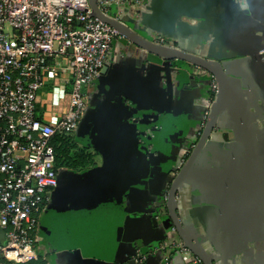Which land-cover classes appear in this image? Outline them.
<instances>
[{
    "label": "crops",
    "instance_id": "0c3cea01",
    "mask_svg": "<svg viewBox=\"0 0 264 264\" xmlns=\"http://www.w3.org/2000/svg\"><path fill=\"white\" fill-rule=\"evenodd\" d=\"M250 2L252 4L248 1L247 6H252L255 14H258L257 19L264 24V0ZM195 25L197 24H191ZM251 33L259 37L261 43L264 42L261 30ZM200 36L199 33L189 31L185 35H178V39L180 44L194 47ZM229 40L228 45H222L219 41L215 47L216 51L222 54L223 59H220V62L229 68L231 81L235 85L232 101L227 109L232 113L256 101L257 110L262 112L264 51L260 53V58L254 65L249 61V57L244 55L247 53L244 50L255 47L254 40L250 36H244L242 40L230 37ZM151 58H148L147 52L142 48L124 40L123 37L118 38L110 50V57L103 69L98 88L88 90V119L82 120L80 125L85 121L84 125L73 133L78 148L93 154L94 166L103 163L100 152L102 148L114 158L118 154L126 155L127 159L137 158L138 169L133 184L123 189L120 203L113 197L99 203L97 199L82 195L76 186L69 183L63 184L60 190L48 191L36 234L39 258L47 260L48 264H131V251L136 245L147 249L152 261H158L163 257L158 248L160 243L172 240L183 243L169 217L158 223L152 219L147 220V207L156 196L155 193L160 194L170 181L173 165L178 156L183 155L184 141L196 139L198 136L207 108L208 93L206 94L205 88L209 85L204 83L203 77L192 74V64L185 68V72L176 75L177 84L169 123L165 122L162 114H157V123L147 127L153 132L148 142L152 153L148 156L147 147L142 144L140 136H134V143L133 130L137 121L140 127H146L150 121L146 120V116L139 115V118L138 113L132 114L128 106L132 101L125 97L140 95L146 103L164 108L163 91L166 79L164 74L147 60ZM65 78L66 75L59 79L50 76L47 87L39 96L38 114L47 123L61 118L69 108L71 85ZM117 92L121 93V102L116 101ZM142 106L146 107V104ZM222 121L233 123L237 122V119L230 116ZM218 132L224 133L221 130ZM228 133L230 138L234 137L232 131ZM85 135L91 142L88 146L83 142ZM216 169H219L220 173L216 178L210 179L209 184L205 183V180L194 179L193 176L190 178L189 185L178 192L176 211L184 226L189 228L185 224L189 222L195 228L191 233L195 231L199 236L193 234L194 240L206 239L208 252L224 258L230 254L225 249L223 231L227 217L221 216L222 210L225 205H235L239 209L243 204L247 209L249 202L243 194L247 195L254 186L250 184L244 188L236 185H241L245 180L253 183L254 180L236 179L238 175L230 174V167L228 170L221 167ZM70 171L61 170V173L65 177L66 172ZM251 199L255 200L256 195ZM2 240L0 228V241ZM195 256L190 250L186 253L179 250L169 253L171 264H196ZM229 261H233L232 257H229ZM236 261L239 264L241 259ZM144 264L152 263L147 261Z\"/></svg>",
    "mask_w": 264,
    "mask_h": 264
},
{
    "label": "water",
    "instance_id": "95a60500",
    "mask_svg": "<svg viewBox=\"0 0 264 264\" xmlns=\"http://www.w3.org/2000/svg\"><path fill=\"white\" fill-rule=\"evenodd\" d=\"M248 1L252 4L250 0H150L140 18L127 16L122 23L105 15L98 6V0H90L94 15L116 28L124 40L145 50L148 58L152 57L147 60L165 76L164 108L146 103L140 95H126L125 98L132 101L128 105L132 114L138 113V117L139 115L143 117L146 116L143 115L144 112L149 111L152 115L162 114L163 118L167 119L171 114L175 95L177 84L175 77L181 74L179 66L184 68L183 64L203 68L218 84L215 100L210 108L202 135L173 180L168 200L170 217L176 230L184 245L202 261V264H216V262L217 264H238L236 261L238 258L241 259L239 264L255 262L263 264L264 262V111L257 110L256 101L232 113L227 109L232 101L235 85L231 81L229 68L220 62V59H223L222 54L215 48L219 41L222 45H228L230 37L234 40H242L244 36H250L255 42V47L244 50L247 51L244 55L248 56L249 61H252L254 65L260 58V53L264 51V42L261 43L259 37L251 32L261 30L264 38V24L257 19L258 14H255L252 6H247ZM191 24L197 25L191 26ZM189 31L201 35L194 47L180 44L178 39V35H185ZM159 35L172 40L175 45L167 46L156 42L154 37ZM261 93L264 98V83ZM116 97V101L121 102L120 92H117ZM144 104L146 107L142 106ZM230 116L237 119V122L222 121L223 118L227 119ZM84 119H88V112ZM84 123L85 121L79 125L78 129ZM135 124L134 143H136L134 136H138L140 129L139 122ZM219 130L224 133L218 132ZM230 131L234 134L232 138L228 133ZM86 135L83 142L88 146L91 142ZM100 152L103 157L101 165L80 173L66 172L65 177L63 173H60L56 189L60 190L63 184L69 183L76 186L77 191L82 195L86 194L87 198L97 199L99 203L112 197L120 203L123 189L134 182L138 159L135 157L127 159L124 154L117 156L115 154L114 158L102 148ZM219 167L226 170L230 167L228 171L230 174H237L236 179L254 180L253 183L245 180L241 185H236L244 188L250 184L254 186L253 192L243 194L245 200L249 202L247 209L244 207L245 204L239 209L235 205L222 207L221 216L227 217L223 231L225 249L230 254L224 258L208 252L206 239L194 240L193 234L197 237L199 235L195 231L191 233L195 228L189 222H185L189 227L187 228L180 221L176 211L178 204L175 197L184 186L189 185L192 176L200 181L205 180V183L209 184L210 179L216 178L220 173L219 169H216ZM255 195L256 199L252 201L251 197ZM128 220L132 221L131 218ZM229 257L233 259L231 263Z\"/></svg>",
    "mask_w": 264,
    "mask_h": 264
},
{
    "label": "built area",
    "instance_id": "2783aa9c",
    "mask_svg": "<svg viewBox=\"0 0 264 264\" xmlns=\"http://www.w3.org/2000/svg\"><path fill=\"white\" fill-rule=\"evenodd\" d=\"M149 2L98 0V6L124 23L127 16L140 18ZM120 37L94 15L90 0H0V264L38 260L40 214L48 191L59 184L53 140L78 129L90 108L88 90ZM154 40L175 45L160 35ZM199 69L212 79V106L218 84ZM63 75L71 85L69 108L47 123L38 114V99L50 76ZM173 247L189 252L181 242ZM195 263L202 261L196 257ZM160 264H171L169 254Z\"/></svg>",
    "mask_w": 264,
    "mask_h": 264
},
{
    "label": "flooded vegetation",
    "instance_id": "af4514ba",
    "mask_svg": "<svg viewBox=\"0 0 264 264\" xmlns=\"http://www.w3.org/2000/svg\"><path fill=\"white\" fill-rule=\"evenodd\" d=\"M183 67L184 68H181L179 66V68H180L179 70H181V73L185 72V70H186L185 68H188V66H186L184 64H183ZM199 68L193 67V69H191L190 71L192 72V74H194L196 76L203 77L204 83L209 85V86L207 85L208 88L207 87L205 88L206 94L208 93L206 95V96H208L207 108H206V111H205L203 118H202V123H201V127H200V131L198 133V136L196 137V139H190L188 141H184V145L182 147L183 148V155L178 156L177 161L174 163L173 169L170 172V177H169L170 181H168L166 187L161 191L160 194H158L159 192L155 193L156 196L152 199V201L150 202V204L147 207L149 209L147 211V213H149V217H147V220L152 219L153 221H156V223H158L159 221H162V220H166V218H168V217L171 219L170 210H169V206H168V200H169V195H170L173 180L176 178V176L178 175V173L182 169V166L184 165L185 161L189 157L191 151L194 149L198 140L200 139L202 132H203L205 125H206V120H207L208 115L210 113V108H211L210 106H211V103L213 101V94H214L212 92V89H211L212 79L207 74H203ZM175 70H177V69H175ZM145 113H146V116H148L146 120H148V122L150 121V124H148L146 127H142V125H141V127L138 131V133H139L138 136H140L141 141L143 142L142 144L146 145V147H147L146 150H147L148 156H150L152 151L149 148L150 145H148V142L150 141V138L153 136V132H152V130H150V128L147 129V127L154 126L155 123H157V121H158V117L155 114H153V115L150 114L149 111L144 112V114ZM169 117L167 119L166 118L164 119L166 123H169ZM177 195H178V193H176L175 197H177ZM171 221L173 223L172 219H171ZM174 229H176V228H174ZM175 244H178V241H174V240L165 241L163 243H160V246L158 248H159V250H161V254L163 256H165L166 254H169L173 250H178L177 248L173 247V246H175ZM166 246H167V248H166ZM162 258L163 257H160V259L158 261H152L151 254L147 252V249H144L140 245H136L131 251V259H132L131 264H144L147 261H149V263L151 262L152 264H160V261ZM195 258H196V256H195Z\"/></svg>",
    "mask_w": 264,
    "mask_h": 264
},
{
    "label": "trees",
    "instance_id": "16d2710c",
    "mask_svg": "<svg viewBox=\"0 0 264 264\" xmlns=\"http://www.w3.org/2000/svg\"><path fill=\"white\" fill-rule=\"evenodd\" d=\"M53 144L56 149V167L58 174L61 170L84 171L95 165L94 156L86 149L78 148L77 142L72 135H58ZM29 264H48V261L39 258Z\"/></svg>",
    "mask_w": 264,
    "mask_h": 264
},
{
    "label": "rangeland",
    "instance_id": "374dc122",
    "mask_svg": "<svg viewBox=\"0 0 264 264\" xmlns=\"http://www.w3.org/2000/svg\"><path fill=\"white\" fill-rule=\"evenodd\" d=\"M101 79V78H100ZM100 79L98 80V82L93 86V87H91V88H98V85H99V81H100ZM69 89V88H68ZM89 110V109H88Z\"/></svg>",
    "mask_w": 264,
    "mask_h": 264
}]
</instances>
